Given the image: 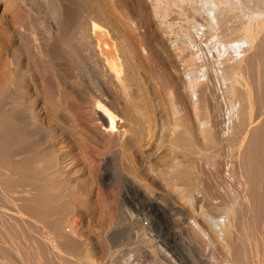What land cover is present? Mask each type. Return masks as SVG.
<instances>
[{"label":"bare ground","instance_id":"6f19581e","mask_svg":"<svg viewBox=\"0 0 264 264\" xmlns=\"http://www.w3.org/2000/svg\"><path fill=\"white\" fill-rule=\"evenodd\" d=\"M34 1L0 0V264H108L73 146L150 219L136 263L264 264V0Z\"/></svg>","mask_w":264,"mask_h":264},{"label":"rangeland","instance_id":"374dc122","mask_svg":"<svg viewBox=\"0 0 264 264\" xmlns=\"http://www.w3.org/2000/svg\"><path fill=\"white\" fill-rule=\"evenodd\" d=\"M35 1L41 2V0H35ZM38 2H36V3H38ZM42 2H43V0H42ZM3 10H4V7H3V5H1L0 13L4 12L3 14L5 15V17L10 18L11 12H9L8 10H6L7 12H5ZM115 109H116V111H117V109L120 110L119 108H115ZM118 113H121V112L119 111ZM59 146H61V145H59ZM74 148H75V146H73L72 149L70 148L71 151L69 153L70 154L72 153V154H71V156H69V159L66 161V164L64 163V166H66V167L63 166L65 172L64 171H62V172L65 173L64 174V176L66 175L65 177L69 176V177H67L68 180L73 181V182L77 181L79 183L78 185H80L79 187H82V189L85 190L86 195L90 191L88 194V195H90V196H88L89 201L92 202L93 204H95L97 209L102 210L103 208H105L108 211H110V213H111V216H112L111 227H112V229H110V231H108L109 233L107 232L108 229H106L104 227H98L99 230L107 232L106 235H110L111 237L113 236V235H111V233L112 234H116V233L118 234L117 240H114V241L112 240V242L108 243L109 247L111 248L110 254L108 256L109 259H107L108 264H110V261H112L111 264H138V263H136L137 260H139L140 256L142 258V252L144 251L145 246H148V245H146V244H148V242L145 240V237H147V238L151 237L150 235L153 232L155 233V231L151 232L152 230L150 229V224H151L149 221L150 219L148 218V216H144L141 214L138 215L136 210H133L134 209L133 207H131L129 204L124 203L123 196H121L122 192H123L122 190L124 188L123 187L124 183L121 180H119V181H117V183L115 182L113 185H111L113 187H110V185H109V188L106 187L108 185H106L104 182L101 183V180H100L101 174H100L99 168L101 165L100 163L103 160L102 159L103 156H101L98 153H97V155H95V153H96L95 152V153L91 154L92 155V157H90L91 160L89 159V161L91 163L88 160H86L84 158V156L83 157L80 156V160H78L79 159L78 158L75 160L72 159L73 161H71L70 157L74 156L75 154L78 153V151H80V150H78V148H75V150H74ZM60 149H64V148L60 147ZM66 150H67V148H65V150H63V151L62 150H60V151L63 153ZM131 152H133V149ZM116 153L117 152H115V154ZM118 153H120V151ZM120 154H118V155H120ZM143 160L144 159L141 158V156L137 155V163L139 165L138 167L140 168V170H142L144 177L147 178V181L153 182L154 181L153 178L155 176L151 172H149V166L147 165V162L146 161L144 162ZM117 161L118 160H116V163H117ZM119 161H120V159H119ZM116 163H115V168H116V166L118 167V164H121L120 162L117 164ZM67 164H69V165H67ZM119 166L121 167V165H119ZM119 169H120V171H122V168H119ZM119 169H117L118 170L117 172H120ZM152 179H153V181H152ZM97 183L99 185H97ZM142 187L138 186L137 187L138 189L136 188V192L138 191L139 193L140 192L142 193V190L144 189ZM98 195H100V197H98ZM148 196L149 195H147V197ZM101 197H102V200L104 203L103 205H101L99 203V198H101ZM158 201H160L161 203L164 202V200H162V199H159ZM258 204L259 203H257V205ZM103 206H105V207H103ZM259 207H258V209H260ZM138 217L140 219H138ZM176 218H178V217L173 216V218H172L173 219L172 220L173 226L174 227L177 226L175 229L178 230V233L181 236V238L182 239L184 238L183 239L184 242L185 241L187 242L184 244H186V245L188 244L187 246L190 247L191 249L193 248L194 249V250L192 249L193 252L196 253V251H197L198 253H201L202 252L201 250H203V248L201 247V245H199V244H201L200 241L197 240V238L195 236H192L193 232H191L192 230H190L191 226L188 224H185V225L180 224L181 220L176 219ZM137 220H139V222ZM134 229H136V230H134ZM112 230H114L116 233ZM141 239H144V240H141ZM140 241H142L143 243ZM144 241L146 244L144 243ZM198 253H196V254H198ZM202 255H204V254H202ZM155 258H156V260L158 259L156 256H155ZM206 259L208 260V258L205 257V261H207ZM158 263H161V262L158 261ZM161 264H163V263H161Z\"/></svg>","mask_w":264,"mask_h":264}]
</instances>
